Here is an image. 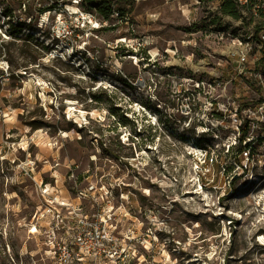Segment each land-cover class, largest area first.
<instances>
[{
    "label": "rangeland",
    "instance_id": "374dc122",
    "mask_svg": "<svg viewBox=\"0 0 264 264\" xmlns=\"http://www.w3.org/2000/svg\"><path fill=\"white\" fill-rule=\"evenodd\" d=\"M248 27L214 0H0V264H57L82 215L123 253L74 264H264V132L228 152Z\"/></svg>",
    "mask_w": 264,
    "mask_h": 264
},
{
    "label": "built area",
    "instance_id": "2783aa9c",
    "mask_svg": "<svg viewBox=\"0 0 264 264\" xmlns=\"http://www.w3.org/2000/svg\"><path fill=\"white\" fill-rule=\"evenodd\" d=\"M214 1L219 5V11L221 13L222 5L225 2H233L236 5L239 18H247L249 21V27L243 33L234 35L230 39L231 46L234 48V51L230 52V57L237 58V75L244 78L245 88L251 90L252 93L259 97L255 105L243 107L239 105L237 116L234 119L238 123L235 131L238 143L236 142L228 146V152L238 144H242L243 146L249 144L248 148H244L238 153V159H240L241 165L245 160L249 162L254 160L255 155L252 152L254 149L252 143L256 139L251 136L253 132L255 130L264 132V0ZM216 34L215 38L221 41L226 37L225 34L222 35V32H216ZM251 62L254 64L253 67L249 66ZM254 89L256 90L254 91ZM239 113L240 116H238ZM244 129L248 130L246 136L243 135ZM259 139L264 143V136ZM198 152L202 156V151L198 150ZM245 170H247V166L246 169L241 168V171ZM46 186L44 185L42 189L44 196L49 192ZM40 187H43V184H40ZM60 205L67 206L61 202ZM50 210L53 214L52 220L60 221L62 223L61 227L66 229V226H64L65 218L56 214L54 210ZM75 231V235L71 239L55 241L54 257L57 264H74L75 261L82 262L85 258H92L94 260L114 258L116 255H119L117 257L120 258L123 253V250L120 249L122 253L118 254L119 250L116 249L117 246L115 245L117 238L109 226V218H96L90 217L89 215H82L77 220V228H75ZM261 237H264V234L258 236V238ZM118 262L120 263V261Z\"/></svg>",
    "mask_w": 264,
    "mask_h": 264
},
{
    "label": "trees",
    "instance_id": "16d2710c",
    "mask_svg": "<svg viewBox=\"0 0 264 264\" xmlns=\"http://www.w3.org/2000/svg\"><path fill=\"white\" fill-rule=\"evenodd\" d=\"M112 1H113V0H112ZM113 4H114V3H113ZM113 4H112L111 6H114ZM52 7H53V8H57V6H52ZM49 9H50V8H49ZM119 10H120V12L123 11V10H121V9H119ZM39 11H43V9H40ZM101 11H102V10H101ZM221 11H222L223 15L231 16V17H233L234 19H238V18H239V15H238V12H237L236 5H235L233 2H230V1L225 2V3L222 5ZM106 19L108 20V16H107ZM77 30H78V29H77ZM77 30H76V31H77ZM7 31H8V30H7ZM10 34H11V35H16L17 33L11 30ZM29 35L32 36V37H35L33 34H29ZM26 66H28V65H25V67H26ZM92 95H93V97L96 98V96H95L94 94H92ZM247 133H248V130H247V129H244V133H243V135L246 136ZM248 147H249V144L246 145V146H243L242 144H240L239 147H238L237 152L239 153L242 149H244V148H248ZM118 154H121V153H117V152H116L115 155L117 156ZM125 165H126V166H129L127 162H125ZM124 169H125V168H123V170H124Z\"/></svg>",
    "mask_w": 264,
    "mask_h": 264
},
{
    "label": "bare ground",
    "instance_id": "6f19581e",
    "mask_svg": "<svg viewBox=\"0 0 264 264\" xmlns=\"http://www.w3.org/2000/svg\"><path fill=\"white\" fill-rule=\"evenodd\" d=\"M76 200H77V201H80L78 198H77ZM49 216H50L51 218H53V214H52V212L49 213Z\"/></svg>",
    "mask_w": 264,
    "mask_h": 264
}]
</instances>
